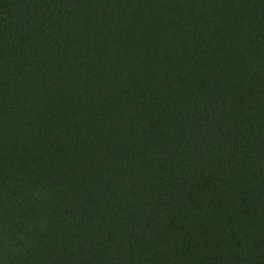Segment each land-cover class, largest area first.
Instances as JSON below:
<instances>
[{
	"label": "trees",
	"instance_id": "16d2710c",
	"mask_svg": "<svg viewBox=\"0 0 264 264\" xmlns=\"http://www.w3.org/2000/svg\"><path fill=\"white\" fill-rule=\"evenodd\" d=\"M0 264H264V0H0Z\"/></svg>",
	"mask_w": 264,
	"mask_h": 264
}]
</instances>
